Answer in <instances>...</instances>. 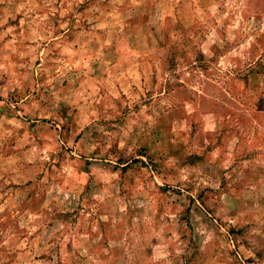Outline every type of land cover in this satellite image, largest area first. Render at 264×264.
<instances>
[{
    "label": "rangeland",
    "instance_id": "1",
    "mask_svg": "<svg viewBox=\"0 0 264 264\" xmlns=\"http://www.w3.org/2000/svg\"><path fill=\"white\" fill-rule=\"evenodd\" d=\"M0 264H264V0H0Z\"/></svg>",
    "mask_w": 264,
    "mask_h": 264
}]
</instances>
